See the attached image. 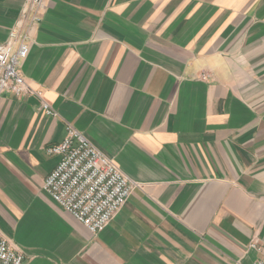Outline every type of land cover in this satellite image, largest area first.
<instances>
[{"label":"crops","instance_id":"1","mask_svg":"<svg viewBox=\"0 0 264 264\" xmlns=\"http://www.w3.org/2000/svg\"><path fill=\"white\" fill-rule=\"evenodd\" d=\"M25 3L0 0V44ZM29 36V91L0 93V234L22 264L260 257L264 0H47ZM67 125L132 185L95 234L43 189Z\"/></svg>","mask_w":264,"mask_h":264},{"label":"built area","instance_id":"2","mask_svg":"<svg viewBox=\"0 0 264 264\" xmlns=\"http://www.w3.org/2000/svg\"><path fill=\"white\" fill-rule=\"evenodd\" d=\"M46 2L26 0L5 42L0 44V93L8 91L19 96L28 90L19 65L28 54L30 29L40 21ZM200 78L207 80L208 75L202 73ZM30 91L40 95V91ZM41 106L45 114L56 115L47 103ZM47 152L58 155L59 160L44 179L45 192L89 232L102 231L127 199L132 186L129 179L71 125L66 126L62 141L50 146ZM250 248L260 254L251 264H264V247L252 242ZM22 262V252L11 247L0 234V264Z\"/></svg>","mask_w":264,"mask_h":264}]
</instances>
